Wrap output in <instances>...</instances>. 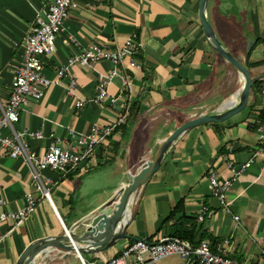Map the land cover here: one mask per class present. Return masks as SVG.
Segmentation results:
<instances>
[{
  "label": "crops",
  "instance_id": "crops-1",
  "mask_svg": "<svg viewBox=\"0 0 264 264\" xmlns=\"http://www.w3.org/2000/svg\"><path fill=\"white\" fill-rule=\"evenodd\" d=\"M46 0H0V104L9 92L13 70L18 64L21 41L29 22ZM199 0H74L56 36L54 51L45 58L43 75L53 79L66 57L88 44L113 49L132 31L139 48L137 67L122 69L127 84L110 79L108 91L121 92L111 105L94 101L96 75H106L110 64L98 61L93 68L72 65L68 74L76 81L72 96L64 94L65 77L50 84L38 100H28L18 112L16 131H39L40 139L24 136L30 149L42 154L52 143L74 147L75 133L92 125L110 123L119 114L124 123L114 128L94 154L66 175L42 170L49 177L51 204L44 199L18 224L0 225V264H15L30 242L62 233L65 228L114 197L146 151L169 129L181 123L195 109L208 110L235 95L239 77L212 49L197 19ZM206 19L223 48L239 60L251 76L258 77L249 89L246 108L215 127L209 123L194 126L179 136L164 153L159 167L141 185L132 200L124 237L112 243L85 248L84 264H102L133 239L154 241L167 237L172 220L162 223L179 202L181 212L194 216L201 204L208 212L195 221L193 241L207 240L220 247L239 264H261L264 241V147L245 170L233 179L226 195L227 211L209 195L206 177L214 171L230 177L222 160L245 161L256 142L254 126L259 110H264V0H207ZM73 37L74 42H69ZM247 40L251 41L246 51ZM248 63V65H245ZM85 98L74 107L76 98ZM233 98V97H232ZM230 98L228 101H230ZM32 189L27 166L10 158L0 148L1 209L14 211L24 203L23 195ZM117 215V211L112 215ZM112 217L109 219L111 221ZM108 221V222H109ZM84 226L74 229L79 234ZM212 240H215L212 242ZM98 242V241H97ZM96 242V243H97ZM104 243V242H103ZM106 243V242H105ZM107 245V246H106ZM33 264H80L73 252L50 250L35 257ZM152 264H186L176 255Z\"/></svg>",
  "mask_w": 264,
  "mask_h": 264
},
{
  "label": "built area",
  "instance_id": "built-area-1",
  "mask_svg": "<svg viewBox=\"0 0 264 264\" xmlns=\"http://www.w3.org/2000/svg\"><path fill=\"white\" fill-rule=\"evenodd\" d=\"M101 1V0H96ZM74 0H46L44 5L35 11L29 22L28 31L21 41V52L18 64L13 70L9 85V92L3 104H0V148L7 152L10 158L20 159L28 168L34 197L30 192L23 195L24 203L14 211L1 209L5 204L0 200V225L6 222L18 224L27 215L33 212L35 205L41 199L51 204L48 185L49 177H41L42 170H50L66 175L75 171L80 163L90 158L97 147L105 141L110 132L124 123L125 116L119 114L113 121L105 125H92L85 132L75 133L74 147H63L52 143L46 151L37 155L32 151L24 136L40 139L43 134L39 131H16L14 123L18 120V112L28 100H38L43 91L50 84L58 82L60 77H65L64 94L72 96L76 90V81L68 74L67 70L72 65L84 66L92 69L98 61H106L110 69L106 75H96L94 101L115 104L121 97V92L110 93L108 84L111 78H118L122 87L127 80L122 73L125 67H137L136 54L139 48L137 34L130 32L122 43L113 49L104 45L91 43L66 57L64 63L58 66L53 79L46 78L42 69L45 58L55 49V39L63 31V23L68 13L75 9ZM73 43L74 38L70 37ZM264 93V83L260 85ZM86 99L76 98L74 107L80 108ZM256 142L250 150L248 158L238 164L233 163L227 156H223L225 168L230 177L220 178L217 173L210 171L206 177L209 195L215 198L218 204L227 211V192L233 179L240 175L245 168L257 157L264 147V118L254 126ZM208 212V207L201 204L194 215L196 222H201ZM63 231L66 228L57 216ZM261 264H264V241L261 242ZM80 264H84L77 254ZM176 255L186 264H239V262L226 255L220 247L212 249L207 240H200L195 245L174 238H159L154 241L146 239H133L125 244L116 255L104 260L102 264H152L168 256Z\"/></svg>",
  "mask_w": 264,
  "mask_h": 264
},
{
  "label": "water",
  "instance_id": "water-1",
  "mask_svg": "<svg viewBox=\"0 0 264 264\" xmlns=\"http://www.w3.org/2000/svg\"><path fill=\"white\" fill-rule=\"evenodd\" d=\"M206 4L207 0L198 1L197 19L203 35L212 49L235 69L239 77L240 86L235 93L237 98L235 106L229 109L228 100L234 96L233 94L226 100L216 104L211 110L199 108L188 113L181 123L166 131L154 143L153 147L146 151L145 155L131 172L125 173L126 182L118 189L114 197L84 215L76 223L66 228V231H62L60 235L38 238L27 244L18 255L15 264H33L36 256L49 252L50 250L73 252L80 256L81 253L85 252V248L79 247V243L85 244L89 249L99 246L100 250L103 249L104 244L108 242L112 243L123 238L125 236L123 233L124 228L130 217V207L134 195L137 189L159 167L162 157L169 146L179 136L194 126L209 122L216 124L223 123L228 117L246 108L249 89L258 77L251 76L248 69L220 44L206 19ZM250 45L251 41L247 40L246 51L249 50ZM122 207L127 209V216L120 232L105 237L109 219ZM78 226H84V229L81 233L75 234L74 229Z\"/></svg>",
  "mask_w": 264,
  "mask_h": 264
},
{
  "label": "trees",
  "instance_id": "trees-1",
  "mask_svg": "<svg viewBox=\"0 0 264 264\" xmlns=\"http://www.w3.org/2000/svg\"><path fill=\"white\" fill-rule=\"evenodd\" d=\"M245 65H248V63H245ZM257 84L258 81H256L253 84V87H255ZM258 116L260 117L258 121L264 118V110H259ZM211 124L215 127L218 126L216 123H211ZM180 210H181V203L178 202L169 212L168 216L162 220V223L172 220L171 224L168 226L167 238H174L180 241H186L191 245H195L200 240L196 242L193 241L195 235L194 216L192 217L187 216L184 215L183 213H180V215L175 216L177 212H181ZM213 241L215 240H212V242Z\"/></svg>",
  "mask_w": 264,
  "mask_h": 264
},
{
  "label": "bare ground",
  "instance_id": "bare-ground-1",
  "mask_svg": "<svg viewBox=\"0 0 264 264\" xmlns=\"http://www.w3.org/2000/svg\"><path fill=\"white\" fill-rule=\"evenodd\" d=\"M236 100H237L236 95H234L233 98L230 101H228L229 109L235 106ZM126 216H127L126 208L122 207L118 209L117 215L112 217L111 221L108 222V227H107L105 237L110 236L113 233L120 232L122 225L126 219Z\"/></svg>",
  "mask_w": 264,
  "mask_h": 264
},
{
  "label": "rangeland",
  "instance_id": "rangeland-1",
  "mask_svg": "<svg viewBox=\"0 0 264 264\" xmlns=\"http://www.w3.org/2000/svg\"><path fill=\"white\" fill-rule=\"evenodd\" d=\"M104 142V141H103Z\"/></svg>",
  "mask_w": 264,
  "mask_h": 264
}]
</instances>
